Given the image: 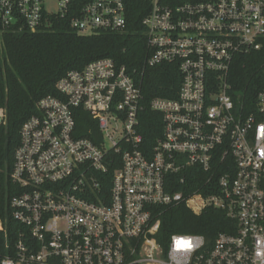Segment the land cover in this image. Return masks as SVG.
<instances>
[{
  "label": "built area",
  "instance_id": "built-area-1",
  "mask_svg": "<svg viewBox=\"0 0 264 264\" xmlns=\"http://www.w3.org/2000/svg\"><path fill=\"white\" fill-rule=\"evenodd\" d=\"M142 1L145 66L174 65L181 76L176 98L148 104L161 136L144 143L137 72L111 58L70 71L60 96L41 99L21 128L10 175L20 231L9 236L0 220V264H264V81L249 106L229 81L239 57L262 49L264 0ZM53 16L80 36L128 30L126 0H0V34L35 33ZM78 111L96 124L91 138L78 136ZM219 161L225 173L216 178ZM192 168L209 174L207 196L173 191ZM180 204L196 215L222 210L237 232L211 248L203 236L174 235L164 249L158 210Z\"/></svg>",
  "mask_w": 264,
  "mask_h": 264
},
{
  "label": "trees",
  "instance_id": "trees-1",
  "mask_svg": "<svg viewBox=\"0 0 264 264\" xmlns=\"http://www.w3.org/2000/svg\"><path fill=\"white\" fill-rule=\"evenodd\" d=\"M126 5L128 30L124 33L80 36L68 20L53 16L44 28L35 33L18 31L13 27L0 34V112L6 111L8 116L7 126L0 127V220L9 236L20 231L10 208L11 198L19 194L20 189L12 183L10 175L21 128L31 117L40 114L37 103L41 99L60 96L56 85L70 71L82 70L93 61L111 58L119 67H126L128 73L137 72L147 105L141 115L144 143L150 147L161 136L160 115L152 112L148 104L156 97L176 98L181 76L174 65L145 66L147 39L141 23L148 12L147 3L126 0ZM263 70L264 41L260 51L239 57L233 66L229 81L234 90L244 95L248 106L255 102L256 93L263 87ZM77 114L78 136L91 138L89 132L96 129V124L87 113L78 111ZM225 167V162L220 161L214 166L216 178L225 173ZM113 170L111 167L102 177L104 193L110 189ZM187 176L184 184L177 177L174 192H183L186 196L196 192L204 196L209 194L205 185L208 173L192 168ZM158 212L161 225L156 238L164 249L174 235L203 236L207 248H211L221 233L237 232L236 221L222 210L207 208L196 215L185 204H180L161 207ZM4 243L5 233L0 230V249Z\"/></svg>",
  "mask_w": 264,
  "mask_h": 264
}]
</instances>
